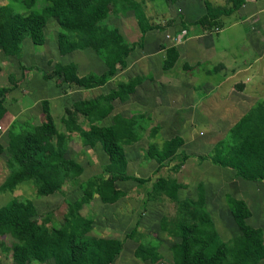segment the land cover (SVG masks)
<instances>
[{
  "label": "trees",
  "instance_id": "1",
  "mask_svg": "<svg viewBox=\"0 0 264 264\" xmlns=\"http://www.w3.org/2000/svg\"><path fill=\"white\" fill-rule=\"evenodd\" d=\"M43 5L35 10V0H22L25 13L13 10L9 5L0 6V51L5 56L20 57L22 43L29 39L32 45L42 46L46 41L45 26L55 20L59 54H70L80 48H90L102 60L105 70L98 74L89 72L83 76L77 73L76 63H62L58 71L43 73L45 79L55 78L57 87L66 85L87 89L105 85L118 71L127 67V59L137 43L125 41L119 29L105 23L107 12L97 0H42ZM122 5L145 22V9L137 0H102ZM229 6L218 11L220 16H229L240 9L246 0H228ZM207 12L193 25L209 32L219 27L218 16L211 13V5L204 1ZM159 27H144L148 30ZM178 59L174 46L165 48L162 69L172 68ZM21 70H37L38 67L20 66ZM8 85L0 87V120L6 113L4 99L8 92L22 82L8 76ZM143 77L121 79L104 94L72 103V108L83 115L87 129L61 118L62 129H58L49 111L47 100L40 102L43 121L34 127L18 129L15 123L7 130L6 148L0 146V155H5L4 166L7 175L0 191L13 192L23 184L35 188L36 197H45L59 191L68 180L79 177L83 167L68 157V142L75 133L83 147L93 148L99 144L112 165L124 167L127 164L125 146L140 140L137 127L128 125L122 118L108 125L100 122L107 119L114 110L115 100L125 101L141 84ZM159 129L152 127L148 137L151 150L160 162L176 160L170 168L176 173L186 154L179 151L184 141L180 136L156 143ZM212 165L231 169L235 177L244 181L264 183V101L256 103L218 140L207 155L197 157ZM119 180L145 183L150 178L119 176ZM80 190L87 195H96L104 204H114L126 193L117 188L110 178H89L80 183ZM183 185L173 175L158 177L152 189L160 190L165 197L177 201L176 214L171 220V233L179 238L170 246L172 264H258L264 258V237L259 227L245 224L240 232L226 241L216 242L217 231L207 211L204 197L195 200H178ZM32 189V188H31ZM226 203L234 220H245L252 213L243 199L226 195ZM35 213L32 200L12 198L0 206V249L11 254L15 264L46 263L51 260L66 261L67 264H111L113 257L100 252L93 236L69 232L59 226L43 224L27 226V219ZM163 228V227H162ZM133 256L141 262L156 263L160 259L158 248L153 243L141 241L135 247Z\"/></svg>",
  "mask_w": 264,
  "mask_h": 264
},
{
  "label": "rangeland",
  "instance_id": "2",
  "mask_svg": "<svg viewBox=\"0 0 264 264\" xmlns=\"http://www.w3.org/2000/svg\"><path fill=\"white\" fill-rule=\"evenodd\" d=\"M137 1L144 6L145 22L141 18L135 17L132 12L127 11L120 4L97 0L107 12L105 23L117 27L126 42H135L141 45L136 46L132 56L128 57L129 64L127 68L118 71L106 85L79 89L72 93H69L67 87H64L65 85L58 89L57 94L59 97L52 101V113L58 129H62V117L73 119L80 129L87 127L86 119L71 109V101L79 97L105 93L115 86L118 80H126L133 74L138 73L140 70L135 65V57L149 51L150 46L145 44H151V46H157L160 42H166L169 45L177 44L174 38L180 36L182 31L181 14L186 0ZM189 1L191 3L185 5L190 9L188 10L190 18L196 17L199 13H204L206 8L204 9L203 2L206 0ZM211 1L216 4L211 8V13L214 14L213 16H218L220 30L225 26L224 32L219 37H232L235 30L239 28L227 24L225 20L227 16L217 14L220 9L229 6V1ZM43 4L42 0H35L33 8L37 10ZM4 5L11 6L13 10L19 13L26 12L22 0H0V6ZM148 26L159 27L163 30L168 28V31H160L154 28L142 35L143 28ZM57 31L58 26L55 20H50L44 29L46 41L42 46H34L29 39H25L22 43L20 57L5 56L0 51V87L8 85V76L17 77L18 81L22 80L18 77L22 73L20 66H36L41 71L40 76L44 72L58 71L62 63L70 61L77 64L79 74L87 72L100 74L104 70L105 65L102 60L90 48H80L70 54H59L56 45ZM215 39L216 37L212 38V40ZM160 46L162 47V45ZM158 70L157 64L155 73ZM157 94L158 97L160 91ZM130 107L128 104L124 105L117 102L114 111L107 120L103 121L107 124L122 118L128 125L137 127L140 131V140L134 145L125 146L128 160L126 166L119 167L110 164L107 156L98 146L99 144H96L93 148L83 147L77 140L76 135L73 134L68 142L67 154L68 157L74 158L82 165L83 172L79 177L68 180L58 192L45 197H36L35 188L31 184H23L13 192L0 191V205L14 197L20 200H32L35 213L27 219V226L40 224L47 227L59 226L69 232L93 236L96 238L98 250L113 257L111 264H172L170 246L179 241V238L170 231L173 224L171 220L174 219L176 214L177 201L168 199L160 190L152 189V183L156 178L165 175L177 177L180 174L181 177L184 174V178L179 180L183 185L188 183V188L179 190L178 200L205 198L207 211L210 213L217 231L216 242L226 241L238 234L244 223L261 228L264 237L263 182H251L234 178H227L226 180L229 181L225 182V180L220 179L219 173L210 172L207 167L194 173L195 180L193 182L186 177L187 172L183 173L185 169L180 168V171H183L175 175L169 169L173 165L172 162L158 161L151 150V140L148 137L151 129L149 118H146L147 115L131 111ZM159 116L155 117L158 118ZM168 135L183 136L177 128L172 132H168ZM220 137L218 135L212 136L213 140H218ZM154 141L158 144L161 143L159 132ZM207 149V147H203L202 149L197 148L195 151L205 153L209 151ZM5 157V155H0V177L6 175L7 172L3 164ZM215 168L212 170H226L224 172L232 173L231 169ZM125 175L150 178V180L145 183L119 180V176ZM93 177L98 179L112 177L117 188L124 191L126 195L114 204H104L96 195L84 194L79 188L80 183ZM226 195L246 201L252 213L251 217L245 220H234L226 203ZM3 239L0 236V241ZM141 241L151 242L157 246L161 257L156 263L141 262L133 256L135 247ZM0 264L15 263L11 254L3 253L0 249ZM31 264L67 263L66 261L51 260L46 263L35 261ZM258 264H264V258Z\"/></svg>",
  "mask_w": 264,
  "mask_h": 264
},
{
  "label": "crops",
  "instance_id": "3",
  "mask_svg": "<svg viewBox=\"0 0 264 264\" xmlns=\"http://www.w3.org/2000/svg\"><path fill=\"white\" fill-rule=\"evenodd\" d=\"M207 1L211 7L216 5L211 0ZM190 3L189 0H186L183 4L181 29L185 31V35L181 41L175 45L160 42L158 45H162V47L145 44L150 46V49L147 53L138 54L135 57V65L140 71L131 76L143 77L142 83L136 87L127 100H115L113 105L115 109L117 102L124 105L128 104L131 106V111L147 115L146 118L148 117L150 120V127L159 129L162 141L178 136L168 135V132H172L175 128L183 134L180 137L184 143L179 151L186 154L188 158L183 161L175 175L183 171H180V168L185 169L183 173L187 172L186 177L193 182L195 180L194 173L207 167L210 172L219 173L220 179L228 182L227 178L238 179L233 170L232 173L224 172L226 170H212L216 169L217 166L212 165L207 160H199L197 157L207 155L214 144L226 135L241 116L256 103L264 101V0H246L240 9L225 17L227 24L239 28L230 38L219 37L224 32L225 26L217 33L212 32L213 29L204 32L200 30L201 28L198 29L194 26L193 23L206 13V9L203 2L204 13H199L196 17L190 18L188 11L190 9L185 5ZM212 36L216 39L212 40L214 38ZM169 46L176 48L178 59L172 68L163 70L162 59L165 48ZM133 53L134 50L129 57ZM128 62L127 59V66ZM157 64L159 70L155 73ZM40 74L41 71L37 70H23L18 75L19 78H22L19 80L22 83L5 96L4 106L7 111L0 120V146L3 149L7 145V130L10 124L15 123L18 129L19 127L29 128L41 124L43 115L40 102L42 100L48 101L49 111L54 119L52 101L59 97L57 91L65 84L57 87L55 78L45 79L43 74L42 76ZM85 74L78 73L79 76ZM45 81L48 82L44 83ZM67 89L69 93H72L83 88L67 87ZM142 89L143 91H141ZM158 91H160V95L157 97ZM97 95L99 93L94 96ZM94 96L75 98L71 101V109L74 110L72 108L73 102L87 100ZM158 115L160 116L156 118L155 116ZM175 115L177 116L171 117ZM70 120L77 124L73 119ZM103 121H101V125L111 124H105ZM87 128L88 122L87 127L82 129ZM4 129L6 131H1ZM217 135L221 137L218 140H213L212 136ZM98 146L100 147V145ZM203 147H207L209 151L205 153L195 151L197 148L202 149ZM176 161L177 159L170 162L175 164ZM6 175L0 177V186ZM179 175L176 177L178 183H180V178H184V174L181 177ZM187 186L188 183L184 184L181 190H185L188 188Z\"/></svg>",
  "mask_w": 264,
  "mask_h": 264
},
{
  "label": "built area",
  "instance_id": "4",
  "mask_svg": "<svg viewBox=\"0 0 264 264\" xmlns=\"http://www.w3.org/2000/svg\"><path fill=\"white\" fill-rule=\"evenodd\" d=\"M183 31V30H182ZM180 32V36H176L175 38H174V40L176 41V42H179V41H181V37L183 36V35H185V31H183V32ZM221 30H220V28H218V27H216V28H214L213 30H212V32H214V33H217V32H220ZM1 129V128H0Z\"/></svg>",
  "mask_w": 264,
  "mask_h": 264
}]
</instances>
